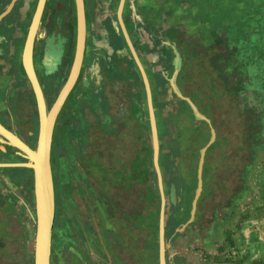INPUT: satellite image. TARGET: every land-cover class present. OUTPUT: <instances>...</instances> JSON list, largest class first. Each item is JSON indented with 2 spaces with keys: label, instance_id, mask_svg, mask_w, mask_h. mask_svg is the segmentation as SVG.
Segmentation results:
<instances>
[{
  "label": "rangeland",
  "instance_id": "obj_1",
  "mask_svg": "<svg viewBox=\"0 0 264 264\" xmlns=\"http://www.w3.org/2000/svg\"><path fill=\"white\" fill-rule=\"evenodd\" d=\"M71 6V14L77 22L76 0H71ZM166 13L172 15L174 24L179 25V36L176 34L177 45L181 47L185 60L178 81L174 85L179 89L178 92L189 95L195 104L194 108L192 104L189 107L187 103H184L179 112L173 105L170 106L175 110L172 112H170V107L163 106L167 95L165 94L166 88L163 87L165 77L160 72L166 68V61L160 57L161 49L149 40L148 33L143 31L142 38V32L138 29L140 19L144 23L141 27H144L146 23H150L147 17H157L160 20L161 15H166ZM122 15L131 32L132 40L142 47L144 53L148 51L149 56L152 54L149 57L152 61L155 59L148 65L147 75L150 85L154 86L156 91L155 102L160 103L155 112L157 111L156 119L160 125L159 132H161L159 135V162L165 192L169 195L170 191L167 190L166 181L176 182V178L171 175V170L175 166L179 169L180 174L188 180L189 188L196 190L201 151L209 143L210 145L215 143L214 149L207 151L205 156L209 160L207 165L205 162L208 171L206 172L207 178L204 177L206 185L216 181L218 184L217 188L210 193L213 203L210 213H214V211L217 213L218 206L229 204L231 197L236 199L233 203L236 207L231 212V221L228 220L229 223L220 227L218 242L208 251L204 250L205 254L200 251V257L206 258L209 264H264V145L255 151L252 149L253 145H261L262 139L264 142V137H261L262 133H260V117L254 114L257 124L251 122V117H247V121L244 117L250 115L251 105L248 100L253 95L249 88H245L246 82L262 78L264 80V0H126ZM76 38L77 31H75V43ZM73 60L74 58L70 61L69 67H72ZM127 84L128 81L125 77L120 79L117 85L119 94L126 92ZM121 94L119 95L120 100L118 99L120 106H112L108 110L109 114L115 118L114 127L110 128L112 125L110 124L106 129L107 122H102V119L97 122L93 114L90 116L91 122L88 121L89 123L86 125L87 116H84V113L83 117L82 113L78 114L81 116L79 119L84 120L85 133H87L82 151L83 157L76 154L79 149L75 145L76 143L69 145L72 148L68 147L65 150L64 157L67 163L74 162V158L77 159L75 169H79L85 176V178L83 175L80 177L83 188H86V180H90L91 177L98 189L103 192L109 191L114 196V198L111 196L108 198L111 205L109 211L114 216L115 213H120V209L129 208L128 204L124 206L123 198L134 199L135 194L137 197L139 195L137 190H133L134 188H127L126 191H123L120 185L116 186L115 184L116 187L113 189L107 187L105 185V182H108L107 175L100 174L101 170L94 166V163L100 161L104 171H108L107 168L110 170L114 168V171L109 172L110 176L118 175L116 173L118 170L123 173L127 167L133 169V166L141 175L140 163H145L142 157V159L138 158L139 153L135 156L138 139L134 129L137 128L138 122L132 116L133 109L128 107L127 102L122 101L124 97ZM143 99L146 100L145 92ZM144 108V122L141 127L145 142L142 139L144 142L142 144L146 145L148 149L146 148L147 151L143 152V156L146 152L147 166L151 167L152 173L145 181H140L141 195L145 193L149 184H158V176L156 179L157 172L152 158L153 145L149 108L148 111L147 107ZM60 114L61 111L58 116ZM182 117L186 120H183ZM57 121L52 147L54 142L58 141L62 130H64V134L70 130L68 120L64 116ZM180 124H183L182 128L179 127ZM212 127L215 129L214 135ZM169 139H172L173 148L165 145ZM56 151L58 150L56 149ZM56 151L54 148V157H52L51 151L53 160L51 157L50 159L52 170L54 167L59 181L62 180L60 175L63 174L61 169L63 160L59 159V153ZM134 156L135 158L132 159ZM143 160L144 162H141ZM208 164H210L209 170ZM165 168L168 169L166 172ZM119 177L125 179V176L119 175ZM81 178L86 180L82 181ZM109 180H114V178L109 177ZM102 182H104L103 185ZM158 191L160 193L159 185ZM208 192L207 188L203 195ZM68 193L73 195L72 201L78 204L79 210L84 211V195L87 191L84 193V189L82 192L69 190ZM192 193L188 190H175L171 193L172 197L177 200L180 195L183 198V203L180 206L182 210L179 212V219L183 222H186L189 216ZM30 196L35 207V195L32 197L30 193ZM63 196L65 194L60 189L57 227L63 225L61 213L66 207L63 205L65 200ZM169 202V211L178 207L174 201L169 199ZM137 203L138 205H133L130 208L131 211L136 208L137 210L141 209L144 214L149 213L150 210L153 212L152 216L149 215L144 219V223L143 221L141 223L142 247L144 248V243L149 238L151 240L152 234H154L156 221L159 222L158 213L161 205L159 207L156 202H150L148 199H142L140 204L138 201ZM20 206L9 202L4 203L0 197V239L3 238L5 241L3 245H0V264L30 263L26 253L30 248V235L35 232V223L25 221L26 218L21 215V211H26L27 207ZM60 218L61 223H59ZM173 220L172 216H168L166 234L173 233L170 229V222ZM115 222L118 234H125L126 229L124 230L117 220ZM31 243L33 247L34 242ZM141 255L143 256L141 264H152L150 256L145 255L144 251ZM64 256L65 260L62 264H82L73 255L65 253ZM131 263L133 262L131 261Z\"/></svg>",
  "mask_w": 264,
  "mask_h": 264
},
{
  "label": "flooded vegetation",
  "instance_id": "obj_2",
  "mask_svg": "<svg viewBox=\"0 0 264 264\" xmlns=\"http://www.w3.org/2000/svg\"><path fill=\"white\" fill-rule=\"evenodd\" d=\"M120 1L85 0L87 30L84 59L79 78L64 102L65 105L57 119L59 120V118L64 116L68 120L70 130L66 134L62 130L58 141L54 142L52 147V157H54L55 148V151L56 149L58 150L56 152L59 153V159L63 160V166L61 167L63 174L60 175L62 180L58 181L53 167L56 210L54 213L52 239V264H62L65 260V253L75 256L82 264H141L142 251H144L145 255L150 256L152 264H159V257L157 258L156 256V253L159 256L158 235L155 236V242L152 238L151 240L150 238L147 239L143 248L141 209L130 210L133 205H138L137 201L139 204L142 201L141 180L138 178L137 181L134 177V183H130L127 181V171H124L125 173L121 172L125 176V183L109 180V172L115 169L112 168L110 170L107 168L108 171H104L105 169L102 168L103 165L100 161L93 162L94 166L101 170L100 174L107 175L108 182H105L107 187L113 189V187L120 185L123 191H126L127 188H134L133 190H137L139 195L137 197L135 194L134 199L123 198L124 206L128 204L129 208L120 209V213H115L114 216L110 214L111 205L108 199L110 196L113 198L114 196L109 191L103 192L98 189L91 177L90 180L84 179L85 176L82 172L79 169H75L77 166L76 158L71 163H67V160L64 159L65 150L68 147L72 148L69 146L71 143H76L75 145L79 148L76 154L83 155L82 151L87 133H85L84 120L79 119L81 116H78V114L81 115L82 113L83 117L84 113V116H87L85 119L86 125L91 122L90 116L93 114L97 122L101 119L102 122H107L106 129L110 124H112L110 128L114 127L115 118L109 114L108 110L112 106H120L119 95L121 93L119 94L117 85L120 79H124V77L128 84L126 92L121 94L124 97L122 101L127 102L128 107L130 106L133 109L132 116L138 122L137 128L134 129L138 139L135 156L139 153L140 156L138 155V158L143 157L142 143L145 141L141 126L144 122V107H147L148 111V96L142 72L130 46H128V41L119 21L118 8ZM39 2L40 0H0V123L33 148L36 147L38 141L40 117L36 96L23 63V52ZM71 12V0H45L35 35L33 60L48 108L52 106V102L55 101L66 82L71 69L69 63L75 57L77 38L75 43L74 37L75 31H77V22ZM147 19L150 23H146L144 27H141L144 24L143 20H139L138 29L142 32V38L144 32L148 33L150 36L149 40L161 49L160 57L166 61V68L160 72L165 77L163 87L166 88L165 94L167 95L166 100H164L165 103L163 104L162 102V104L166 108L173 105V107H177L179 112L184 103H187L189 107L191 106V103L186 99V97L190 99L191 97L186 93L178 92L179 89L174 85L178 81L179 73L185 62L183 51L177 45L178 38H176V34L179 36V25L174 24L172 15L167 13L166 15L162 14L160 20L157 17H147ZM125 25L131 36L126 23ZM132 42L148 73V65L155 61L154 57L152 61L149 58L152 54L149 56L148 51L144 53L142 47L138 46L136 41L132 40ZM140 44L142 45V42ZM261 80H252L245 84V88H249L253 95L248 100L251 105L250 115L244 117H246L245 121H247V117H251V122L257 124L256 116H259L261 121L260 133H262L261 137H264V80L263 78ZM151 90L152 102H154L156 109L160 103L158 101L155 102L156 91L154 86ZM261 90L262 92L260 93ZM74 91L76 92L73 95ZM144 92L146 94L145 101L143 99ZM173 110L171 108L170 112ZM89 113L90 115H88ZM198 118L204 120L200 117ZM182 119L186 120L184 117ZM58 125H60L59 122ZM179 127L182 128L183 124H180ZM159 128L160 125L158 123ZM106 131L108 132V130ZM1 139H4V141ZM168 141L165 145L173 148L172 139ZM214 144L212 143L207 151L214 149ZM260 144H257V146L253 145V151L264 145L263 139ZM171 151L173 152V149ZM207 151L206 154L208 153ZM205 156L207 165L209 160ZM27 158L26 153L22 149L15 146L10 139L0 133V197L4 203L9 202L15 204V206L21 205L20 207L25 205L27 210L21 211V215L26 218L25 221L35 223V207L30 196V193L32 197L35 195L34 170L28 166L13 165V163L17 162H26L28 161ZM168 158L170 159L169 156ZM208 165L209 170L210 164ZM127 169L128 167L125 170ZM164 170L166 172L168 169L165 168ZM132 172L139 176L136 168ZM171 173L176 178V182L169 183V181H166L167 190L170 191L169 195L168 193L167 195L170 201H174V204L178 207L172 208L168 212L169 216L174 219L170 222V229L173 233L166 234L168 242L170 241V246L167 248L168 264H209L206 258L200 257L201 253L199 252L201 251L205 254L209 248L216 245L220 238V227L222 228L224 224L229 223L228 220L232 217L231 212L236 207L233 205L236 199L231 197L229 204L218 206L217 213L215 211L210 213L213 208L212 194L210 193L217 188L218 184L216 181L207 186L205 179L194 217H192L191 212L196 190L191 201L189 216L186 222H183L179 219L183 198L180 195L177 200L172 197L171 193L175 190H188L190 184L180 174L176 166L173 167ZM82 175L84 178H81V180H86V188H83L80 181ZM178 179L179 181H177ZM103 184L104 182H102ZM115 184L116 186H114ZM149 186H151L152 191L156 192L157 183H151ZM207 188L209 190L208 194L203 195ZM60 189L65 194L63 196L65 199L63 205L66 207L61 213L63 225L57 227ZM83 189L84 193L87 191L86 195H84V211L79 210L78 204L72 201L73 195L68 193L69 190L82 192ZM152 201L156 202L155 199H150V202ZM115 220L119 222L124 230L126 229L125 234H118ZM203 220L205 222H202ZM59 223H61V218ZM156 241L157 247L155 245ZM148 242L149 245H147Z\"/></svg>",
  "mask_w": 264,
  "mask_h": 264
},
{
  "label": "water",
  "instance_id": "obj_3",
  "mask_svg": "<svg viewBox=\"0 0 264 264\" xmlns=\"http://www.w3.org/2000/svg\"><path fill=\"white\" fill-rule=\"evenodd\" d=\"M125 0L120 1L118 8V17L120 24L123 28L124 34L128 41V46H130L131 51L140 67L142 72L147 96H148V108H149V119L151 127V136H152V145H153V162L158 176V185L160 190L161 197V207L159 212V264H168L167 248L170 246L167 237H166V225L169 212V197L165 192L163 186V176L162 170L160 167L159 156H160V137L158 123L156 119V112L153 104V96L151 85L145 67L140 60L135 47L133 46L132 39L129 35L125 22L123 20L122 10L124 7ZM45 0H40L39 6L35 15V18L32 22L30 32L26 44L24 46L23 52V63L27 72V75L31 81L38 106V112L40 117V129L37 145L35 148L31 147L25 141H23L18 135L7 129L3 124L0 123V133L4 137L10 139L12 143L22 149L26 155L28 161L26 162H17L13 165L28 166L34 170V194H35V233H34V264H52V236H53V224L55 219V183L52 170L51 162V151H52V142L54 135V128L58 118V115L66 101L71 90L74 88L81 71V66L84 59L85 53V42H86V10H85V0H76L77 8V45L75 57L73 64L68 75L66 82L61 88L58 96L55 101H53L52 106L48 108L46 103V98L44 95L43 88L39 81L35 64L33 60V46L35 42V35L37 32L39 20L43 11ZM187 101L190 102L194 108L195 104L191 101L189 97H186ZM212 133L215 134V129L212 127ZM4 141V139H1ZM208 145H206L202 151L201 156H199V165H198V185L196 189V194L193 200V209L192 217H194V212L196 211L198 199L203 190V172L205 164V154L207 151Z\"/></svg>",
  "mask_w": 264,
  "mask_h": 264
},
{
  "label": "trees",
  "instance_id": "obj_4",
  "mask_svg": "<svg viewBox=\"0 0 264 264\" xmlns=\"http://www.w3.org/2000/svg\"><path fill=\"white\" fill-rule=\"evenodd\" d=\"M146 148H147L146 145H143V151H147L148 148L147 149ZM146 157L147 156H146V152H145V156L142 157L145 160V163H140V167L142 168V174L141 175L137 176L136 173L133 174L132 171H134V169L136 168L135 166H133V169L124 170V171H127V181H129L130 183H134V181H135L133 179L134 177L136 178L137 181H138V178L139 177H140L139 180H141V181L144 180L145 181L146 178L152 173L151 172V167L147 166L148 163H147V158ZM144 160L141 161V162H144ZM206 172H208V171H207V168H206V165H205V168H204V177L207 176ZM116 173L118 175H115V176H112L111 175L110 177L111 178H114V181H119V182L120 181H124V183H125V179L119 177V175L123 176V174H121L119 171H117ZM146 188L147 189H146L145 193H143V195H142V199H146V200L148 199L149 201H150V199L151 200H154L155 199L156 203L160 207V205H161V199H160V193L158 191V186H156V190H155L156 192L152 191L151 186H149V185ZM188 191L193 192L192 193V196L194 195L195 190H193L192 188H189ZM141 192H142V189H141ZM151 213H153L152 210H150V212L149 213H146V214H144V213L141 212L140 213L141 214V216H140L141 223H142V221L144 223V219L146 217H149V215L152 216ZM158 223L159 222L157 220L156 221V224L154 226V230H153L154 231L153 232L154 234H152V240H154V242H155V236L158 235V228H159V224ZM34 233L32 232V234L30 235V238H29L30 239V248L28 249V251L26 253L27 259L30 260V263L29 264H34V252L32 250L33 247L31 246V244H32L31 242H34ZM4 243H5L4 239L3 238L0 239V245H3ZM155 245H156V247L158 246L157 241H156ZM156 256H157V258L159 257L157 253H156Z\"/></svg>",
  "mask_w": 264,
  "mask_h": 264
},
{
  "label": "crops",
  "instance_id": "obj_5",
  "mask_svg": "<svg viewBox=\"0 0 264 264\" xmlns=\"http://www.w3.org/2000/svg\"><path fill=\"white\" fill-rule=\"evenodd\" d=\"M253 235V234H252ZM243 237V236H242Z\"/></svg>",
  "mask_w": 264,
  "mask_h": 264
}]
</instances>
